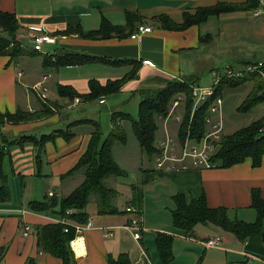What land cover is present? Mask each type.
Wrapping results in <instances>:
<instances>
[{"label":"crops","instance_id":"1","mask_svg":"<svg viewBox=\"0 0 264 264\" xmlns=\"http://www.w3.org/2000/svg\"><path fill=\"white\" fill-rule=\"evenodd\" d=\"M244 1L0 0V11L16 16L19 25L16 40L22 48V55L15 60L0 56V113L14 114L18 109L36 113L42 110L43 105L53 111L34 122L5 123L0 129V142L19 140L21 136L40 138L47 135L41 131L43 126L57 124L62 117L69 118L62 116L66 111L77 110L90 103L105 105L107 98L100 99L103 104L99 103L100 100L88 103L75 98L79 102L73 106L75 100L59 96L57 86H70L79 94H88L91 80L105 86L109 81L120 80L130 74L133 69L130 62L139 65L137 77L126 82L120 94L146 89L143 85L149 89L158 88L168 80H197L190 57L206 45L215 48L217 45L222 56L231 60L226 67L233 70L249 63H264V5L254 12L238 11L211 17L185 30H170L161 23L165 20L180 26L185 15H194L201 8ZM102 19L123 31L112 33L106 39L83 38L77 33L63 34L70 28H80L85 33L95 32L99 30ZM138 26L149 27L151 32L142 34L139 40H132L130 37ZM31 28H41L51 37V43L43 46L44 53L33 52L31 37L34 33ZM69 56L83 57L85 61L72 66L54 65L56 58ZM211 70L223 74L218 68L212 67ZM44 77H47L44 83L47 92L43 99L33 88ZM252 88L253 82L247 83L231 91V95L243 90L245 99ZM231 104L229 101L227 106ZM223 113L226 114L225 104ZM263 116L264 113L258 119ZM84 120L90 119L68 120L65 126L73 136L67 141L57 137L46 143L41 154L28 143L11 145L10 159L4 162V172L10 192L16 194L19 189L21 194L18 198L11 194L8 203L0 204V264H28L30 260L34 264H61L59 259L39 250L36 240L37 227L56 224L60 218L47 213H33L25 206L29 201H42L49 192L57 198L67 197L83 183L82 170L69 176L65 174L76 166L87 150L92 128L75 123ZM254 120L245 119L239 128ZM171 121L167 127L175 136L178 128L173 129ZM235 121L238 122L237 118ZM118 124L123 129L121 121ZM160 127L162 130L157 133L156 145L164 134L163 121ZM137 145L135 155H129L125 160L131 166L130 172L120 167L129 172L128 178H108L104 185L111 194L102 201L97 194L92 193L89 197L85 213L91 227L76 238L80 242L74 246L80 245L81 252L78 254L71 248L75 264H108V256L117 258L122 254H126L132 264H138L143 253L148 258L147 264H161L154 244L156 235L160 233L173 236V261L170 264H264L262 235L241 243L213 226L199 224L194 227L193 235L187 237L173 228L171 218L174 196L182 194L192 198L204 194L210 208L224 207L230 219L253 223L256 212L251 208L250 197L251 191L258 189L264 199V156L258 168H253L251 160L246 159L224 169L161 173L154 169L153 160H148ZM38 183L47 189L45 194H24L26 188ZM133 187L142 193L139 208L131 205ZM128 207L133 212H126ZM100 208L116 212L100 213ZM134 219L138 222L139 240H135L133 233L126 228ZM27 226L29 231L25 236ZM214 237H220L221 246L206 248L204 242Z\"/></svg>","mask_w":264,"mask_h":264},{"label":"trees","instance_id":"2","mask_svg":"<svg viewBox=\"0 0 264 264\" xmlns=\"http://www.w3.org/2000/svg\"><path fill=\"white\" fill-rule=\"evenodd\" d=\"M263 5L264 0H245L239 4L219 3L212 7L201 8L194 15H185L184 22L180 26L165 20H162L161 23L163 27L170 30H185L192 25H200L211 17H219L222 14L238 11L254 12ZM18 29L19 25L16 16L9 12L0 11V56H9L11 60H15L22 55V48L16 40ZM122 31L123 29H117L109 24L107 20L102 19L99 30L95 32L85 33L80 28H70L64 31L63 34L77 33L83 38L106 39L111 37L112 33L120 34ZM202 41L204 40L201 39ZM83 61H85L83 57H60L55 59L54 65L58 67L72 66ZM130 64H133L130 74L128 73L120 80L109 81L105 86H101L98 82L91 80L88 94H79L72 87L62 85L57 86V93L59 96L68 98L71 101L75 100V98H80L88 103L114 96L121 92L120 90L126 82L136 79L139 65L134 62H130ZM251 82H253L251 92L236 108L238 114L244 115L264 103V85L254 76H247L242 79H223L216 86L213 95L192 116L190 115L194 102H192V91L189 86L197 84V80L187 79L163 81L158 88L141 89L135 92L140 96L137 118L134 119L130 114L124 112L112 113V129L107 137L104 136L101 125L97 121L84 120L75 122L77 125H89L92 128L91 138L84 155L65 176L82 170L84 173L83 183L67 197H46L42 201H29L25 207L33 213L52 214L60 219L64 218L82 225L86 224L89 218L85 213V209L92 193L97 194L102 201L108 197V194H111V190L105 188L106 180L110 177L126 176V172L117 165L112 155V148L116 144H126V135L118 122L124 121L131 124L133 134L143 154L148 160H152L157 152L156 137L158 125L156 121L167 116L171 102L177 95L183 94L186 98L185 114L178 130L179 140L183 142L188 134L191 138L200 140L206 134L205 118L212 103L218 97H223L228 92L237 90ZM43 106L42 110L36 113L23 112L20 109L14 114L8 112L0 113V129L5 123L18 125L19 123L34 122L43 116L46 117L53 113L48 106ZM72 136L69 130H58L40 138L21 136L19 140L11 142L3 140L0 142V204L8 203L11 199L8 177L4 172V162L10 159L11 145L28 143L36 148L37 153L41 154L46 143L54 141L57 137H63L67 141ZM217 143V151L211 158L213 168H230L243 163L246 159L251 160L253 168L260 167L264 156V116L243 128L222 134L220 141ZM39 154L37 159L40 157ZM132 191L133 199L131 205L139 208L141 190L133 187ZM250 198L252 200L251 208L256 212V220L253 223L230 219L228 210L224 207L210 208L204 194L200 197L192 198H187L182 194L176 195L172 198L174 205L171 210L172 226L176 231L187 237H191L194 227L200 224L213 226L223 233L233 236L236 241L241 243L258 235H262L264 241V199L258 189L251 191ZM67 210H72L73 213L68 216L66 214ZM99 212L115 213L116 211L111 209L102 210L100 208ZM64 228L61 223H51L37 227V247L42 252L59 259L61 264H75L74 253L70 247V243L76 238L75 230L69 229L65 233ZM154 244L160 263L170 264L173 261V236L165 233L157 234ZM107 262L108 264H132L126 254L119 255L117 258L108 256ZM28 264H34L33 260H30Z\"/></svg>","mask_w":264,"mask_h":264},{"label":"built area","instance_id":"3","mask_svg":"<svg viewBox=\"0 0 264 264\" xmlns=\"http://www.w3.org/2000/svg\"><path fill=\"white\" fill-rule=\"evenodd\" d=\"M30 31L34 33V36L31 37L32 48L34 52L44 53L43 46L47 43H51V37L43 32L41 28H31ZM151 32V28L138 26L134 34L131 35L132 40H139L142 34ZM220 74L217 70L212 71V85L209 87H201L197 84H191L189 88L192 91V98L194 104L191 110L192 116L198 109L208 100L210 96L213 95L216 86L223 80L228 78H245L247 76H254L258 78L264 85V63L255 62L249 63L238 70H233L231 67H226L225 71ZM47 80V77L38 83L33 89L35 93L40 98L46 97L47 89L44 87V83ZM222 97H218L210 106L207 116L205 118L206 124V134L200 140L191 138L189 134L183 142L178 138V130L181 126V123L185 114V103L186 98L183 94L177 95L171 102L170 109L167 116L161 120L164 122V134L158 140L156 145L157 152L153 156V165L154 169L158 172H175L176 171H186L190 169H201L207 170L213 168L211 163V158L217 151L218 143L221 139L222 134L224 133V120H223V104ZM79 100L75 99L73 106ZM100 104H103V101H99ZM172 120L175 123H178L177 134L173 136L170 134L167 127V123ZM48 197H55L54 193L49 192ZM126 212H133L131 207L126 208ZM73 213L72 210H67L66 214L69 216ZM64 225V232L67 233L69 229H74L76 238L83 232L85 229L91 227L90 220L86 224H78L76 222H70L67 219H59V222ZM130 232L133 233L135 240L140 239V233L138 228V222L134 219L126 227ZM29 231V227H25L26 234ZM75 238V240H76ZM73 240V241H75ZM72 241V242H73ZM70 243V247L75 250L73 243ZM206 248H217L221 246L220 237L209 238L203 244ZM148 258L143 253L142 259L138 264H147Z\"/></svg>","mask_w":264,"mask_h":264},{"label":"rangeland","instance_id":"4","mask_svg":"<svg viewBox=\"0 0 264 264\" xmlns=\"http://www.w3.org/2000/svg\"><path fill=\"white\" fill-rule=\"evenodd\" d=\"M202 51H196L194 53L193 57H190V60L192 62V66L194 67L195 71V77H197V84L201 87H209L212 85L213 77H212V71L210 69L212 67L218 68L220 72L225 71L226 64L228 65L231 60L228 58L222 56V53L218 50L217 45L216 48L211 45H206L202 48ZM212 51V53L210 52ZM227 61V62H226ZM144 88L149 89L146 85H143ZM151 88V87H150ZM135 92L131 93H122V94H116L114 96H111L107 99H105V105H98L97 103H90L89 105L82 106L78 108L77 110H69L62 114V116L66 115L69 118L64 119L61 118L60 121L57 122V124H47L43 126V131L45 134H50L55 130H64L67 131L65 124L68 122V120H78V119H90L95 120L100 123L101 128L103 130L104 136L107 137L110 129L112 127L111 123V115L113 112H124L130 114L134 119L137 118V111H138V104L140 102V96L138 94H134ZM244 98L243 90L239 91L235 94L231 95V92L227 93L225 96L222 97V101L225 104V110L226 114L224 115V133H230L233 132L235 129H240V125H242L245 122V119H258L260 115L264 113V103L258 105L255 107L250 113L241 115L238 114L235 109L240 105L239 103ZM231 105L227 106V104ZM223 104V105H224ZM87 108H90V111H87ZM87 112V113H85ZM235 118H237L238 122L235 121ZM163 121V120H162ZM162 121L160 119L157 120V124L159 126L158 132L162 130ZM247 125V124H246ZM121 126L124 129V133L126 135V144L122 145L120 143L116 144L112 148V155L117 162L119 167L127 169L129 171L130 165L127 164L125 160H127L128 156L135 155L136 147L138 148V142L133 134L131 124L129 122L121 121ZM172 128H178V123H175L171 121ZM68 127V126H67ZM28 135V134H25ZM159 136V134L157 135ZM61 139H64L61 137ZM149 163L146 164V166ZM130 172V171H129ZM129 172H126V176L123 178H128L129 175H127ZM121 178V179H123ZM27 191L24 194H45L47 189L44 187L43 184L38 183L36 185L31 186L30 188H26ZM53 189V188H52ZM14 194L13 197H19L21 192L18 189V191ZM23 196V193H22ZM248 264V263H245Z\"/></svg>","mask_w":264,"mask_h":264},{"label":"bare ground","instance_id":"5","mask_svg":"<svg viewBox=\"0 0 264 264\" xmlns=\"http://www.w3.org/2000/svg\"><path fill=\"white\" fill-rule=\"evenodd\" d=\"M79 242H80V240H76V241H74L73 242V246L76 244V243H78L79 244ZM74 248H75V250H76V252L79 254L80 252H81V247H80V245H78V246H74Z\"/></svg>","mask_w":264,"mask_h":264}]
</instances>
